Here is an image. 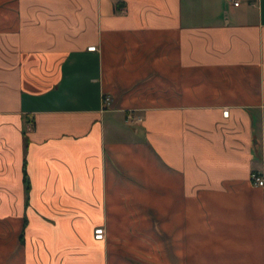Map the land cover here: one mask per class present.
<instances>
[{"label": "crops", "instance_id": "crops-1", "mask_svg": "<svg viewBox=\"0 0 264 264\" xmlns=\"http://www.w3.org/2000/svg\"><path fill=\"white\" fill-rule=\"evenodd\" d=\"M252 171L264 0H0V264H264Z\"/></svg>", "mask_w": 264, "mask_h": 264}, {"label": "built area", "instance_id": "built-area-1", "mask_svg": "<svg viewBox=\"0 0 264 264\" xmlns=\"http://www.w3.org/2000/svg\"><path fill=\"white\" fill-rule=\"evenodd\" d=\"M229 1H230V3L233 6H238L242 0H229ZM87 49L88 50H94L95 49V46L94 45H90V46L87 47ZM102 100H103V104L104 105H108L109 102H110V100H111V97H110L109 94L106 93V94H104ZM227 115H228V110L227 109H224L222 111V116L226 117ZM126 120L128 122H130V123H136V122H138L140 120V117L139 116L132 115V114L129 113V114H127ZM31 126H32L31 123H28L27 124V128L28 129H30ZM250 178H251L252 182L254 184H256V185H261V186L264 185V178L260 177L259 174H258V172L252 171L250 173ZM104 236H105V231H104V228L103 227L99 226V227H95L93 229V237H94V239L100 240V239H103Z\"/></svg>", "mask_w": 264, "mask_h": 264}]
</instances>
